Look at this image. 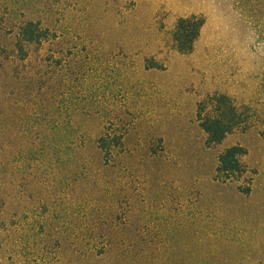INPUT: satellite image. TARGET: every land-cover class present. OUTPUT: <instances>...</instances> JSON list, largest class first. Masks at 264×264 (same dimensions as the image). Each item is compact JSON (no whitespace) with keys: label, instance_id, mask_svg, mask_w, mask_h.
I'll return each mask as SVG.
<instances>
[{"label":"rangeland","instance_id":"obj_1","mask_svg":"<svg viewBox=\"0 0 264 264\" xmlns=\"http://www.w3.org/2000/svg\"><path fill=\"white\" fill-rule=\"evenodd\" d=\"M0 264H264V0H0Z\"/></svg>","mask_w":264,"mask_h":264},{"label":"trees","instance_id":"obj_2","mask_svg":"<svg viewBox=\"0 0 264 264\" xmlns=\"http://www.w3.org/2000/svg\"><path fill=\"white\" fill-rule=\"evenodd\" d=\"M184 21H186V20L182 19L180 22H184ZM187 21L189 22L187 25L181 23V24H179L178 28H179V30L180 29H183V30L188 29L189 31H191L193 33L192 34L193 36H192V38H190V40H192L195 37V35L197 34V32H198L199 22H196V20H194V19L187 20ZM25 31L27 33H30L31 29L26 28Z\"/></svg>","mask_w":264,"mask_h":264}]
</instances>
